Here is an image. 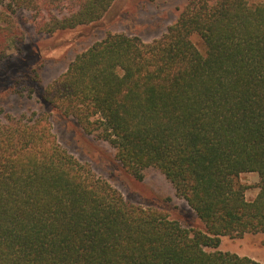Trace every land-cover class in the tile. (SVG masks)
<instances>
[{"label":"trees","instance_id":"obj_1","mask_svg":"<svg viewBox=\"0 0 264 264\" xmlns=\"http://www.w3.org/2000/svg\"><path fill=\"white\" fill-rule=\"evenodd\" d=\"M114 1L0 0V8L29 11L52 34L100 21ZM21 40L11 22L0 26V73ZM19 82L30 96L42 88L36 69ZM40 102L108 143L135 179L159 170L204 229L127 202L59 145L46 114L32 112L0 118V264H262L218 248L222 237L264 235L263 4L188 0L152 44L110 34ZM246 173L259 177L252 202L239 182Z\"/></svg>","mask_w":264,"mask_h":264},{"label":"rangeland","instance_id":"obj_2","mask_svg":"<svg viewBox=\"0 0 264 264\" xmlns=\"http://www.w3.org/2000/svg\"><path fill=\"white\" fill-rule=\"evenodd\" d=\"M248 1L251 6L264 5V0ZM187 3L188 0H115L100 21L52 34L39 31L44 20L33 13L22 10L11 14L1 7L0 26L11 22L19 28L23 40L10 43L0 73V118L6 122L7 117L19 119L32 112L46 114L59 145L119 191L127 202L159 210L192 231L204 229L203 223L187 202L177 196L174 186L159 170L145 169L143 180L135 179L116 160V152L108 143L86 134L74 119L63 117L40 102L45 89L61 78L75 58L94 44L110 34L138 37L145 44H152L177 22ZM192 41L201 53L205 52L198 36H193ZM34 69L41 73L42 88L30 96L22 91L24 86L13 87ZM18 90L20 93H16ZM239 182L247 187V201H254L259 193L258 174H242ZM218 250L264 264V235L222 237Z\"/></svg>","mask_w":264,"mask_h":264}]
</instances>
